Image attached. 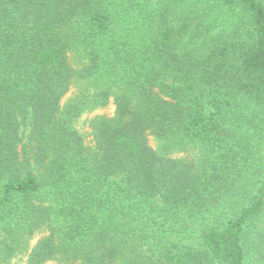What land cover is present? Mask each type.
<instances>
[{"label":"trees","instance_id":"obj_1","mask_svg":"<svg viewBox=\"0 0 264 264\" xmlns=\"http://www.w3.org/2000/svg\"><path fill=\"white\" fill-rule=\"evenodd\" d=\"M255 139L264 0H0V264H264Z\"/></svg>","mask_w":264,"mask_h":264},{"label":"rangeland","instance_id":"obj_2","mask_svg":"<svg viewBox=\"0 0 264 264\" xmlns=\"http://www.w3.org/2000/svg\"><path fill=\"white\" fill-rule=\"evenodd\" d=\"M75 86H73L72 89V93H74L78 88H77V83L74 82L73 83ZM79 86V85H78ZM70 92V93H71ZM70 94H66L62 101L63 104L66 103V100L70 98ZM114 111V106L110 103L108 105H106L105 107H101V108H97L94 109L92 111H84L80 116L77 117L76 121H75V127L77 128V130L87 138V140L90 138V127L88 125V120L96 115V114H107V115H111ZM26 135H27V130L23 131V138L26 139ZM148 143L151 147H153L154 149H158V143L155 141V139L152 136H148ZM257 143L259 144L257 146ZM254 144L256 145L254 148V158L255 160H259L263 155H264V142L260 140V142H258V140H254ZM192 152H194V150L192 149L191 151L189 149H187L186 151H181L179 153H175L174 156H184L187 154H191ZM25 256H17L13 259H11L7 264H25ZM47 264H57L56 262H48Z\"/></svg>","mask_w":264,"mask_h":264}]
</instances>
